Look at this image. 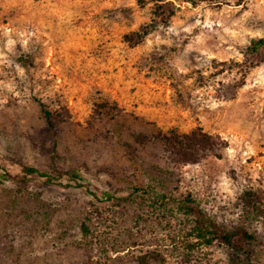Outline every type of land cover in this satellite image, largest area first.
Returning <instances> with one entry per match:
<instances>
[{"label": "rangeland", "instance_id": "1", "mask_svg": "<svg viewBox=\"0 0 264 264\" xmlns=\"http://www.w3.org/2000/svg\"><path fill=\"white\" fill-rule=\"evenodd\" d=\"M263 35L264 0H0V264H264ZM194 128L220 158L155 138ZM191 205L236 247L185 249Z\"/></svg>", "mask_w": 264, "mask_h": 264}, {"label": "trees", "instance_id": "2", "mask_svg": "<svg viewBox=\"0 0 264 264\" xmlns=\"http://www.w3.org/2000/svg\"><path fill=\"white\" fill-rule=\"evenodd\" d=\"M148 33V29L144 28L141 32H136L138 40H141ZM137 40V41H138ZM264 48V35L255 39H252L246 47L247 54H258L260 50ZM46 124L49 127H53V121L51 113L46 108L42 107ZM155 138L161 141L162 145L168 147L174 152L177 157L178 163H191L208 155H213L217 158L221 157V149L225 147V142L219 135H212L201 128L191 129L189 132L180 133L176 130H169L167 133L158 131L155 134ZM21 171L23 176L5 174L8 179H14L22 181L24 176L36 174L38 176L46 177L50 176L43 171L38 170L35 167L22 165ZM87 191V190H86ZM245 201L249 205H253L251 193L249 191L244 192ZM188 202V199H185ZM187 214H191L192 225L188 230V234L192 238H186L184 240L185 249L191 250L193 247L208 246L211 245L213 240H219L231 247H236L235 242L232 240V234L222 230L214 221L209 219L196 205L187 207ZM84 235L89 234L88 226L84 223L81 226ZM242 235L247 239H252V236L246 231H242ZM190 239V240H189ZM146 254L141 253L136 256V264H149L145 258Z\"/></svg>", "mask_w": 264, "mask_h": 264}]
</instances>
